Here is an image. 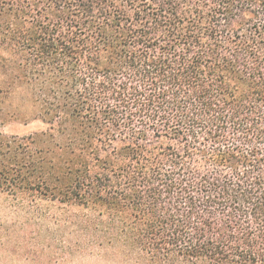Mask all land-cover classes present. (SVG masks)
Here are the masks:
<instances>
[{
    "label": "trees",
    "instance_id": "obj_1",
    "mask_svg": "<svg viewBox=\"0 0 264 264\" xmlns=\"http://www.w3.org/2000/svg\"><path fill=\"white\" fill-rule=\"evenodd\" d=\"M16 94L45 128L0 119V193L140 263L264 264V0H0Z\"/></svg>",
    "mask_w": 264,
    "mask_h": 264
},
{
    "label": "rangeland",
    "instance_id": "obj_2",
    "mask_svg": "<svg viewBox=\"0 0 264 264\" xmlns=\"http://www.w3.org/2000/svg\"><path fill=\"white\" fill-rule=\"evenodd\" d=\"M30 106L21 95H1L3 132L27 135L44 129L41 120L18 115ZM92 217L81 207L0 193V264H144L138 254H122L107 239H96Z\"/></svg>",
    "mask_w": 264,
    "mask_h": 264
}]
</instances>
